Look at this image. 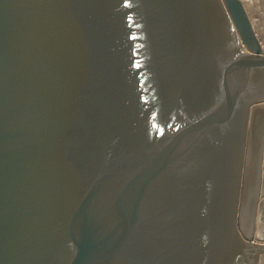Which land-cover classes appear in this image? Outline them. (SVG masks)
I'll return each mask as SVG.
<instances>
[{"label":"water","instance_id":"1","mask_svg":"<svg viewBox=\"0 0 264 264\" xmlns=\"http://www.w3.org/2000/svg\"><path fill=\"white\" fill-rule=\"evenodd\" d=\"M248 1L0 0V264H264Z\"/></svg>","mask_w":264,"mask_h":264},{"label":"crops","instance_id":"2","mask_svg":"<svg viewBox=\"0 0 264 264\" xmlns=\"http://www.w3.org/2000/svg\"><path fill=\"white\" fill-rule=\"evenodd\" d=\"M248 2L252 6V21L257 26L256 30L259 35H264V0H249Z\"/></svg>","mask_w":264,"mask_h":264},{"label":"rangeland","instance_id":"3","mask_svg":"<svg viewBox=\"0 0 264 264\" xmlns=\"http://www.w3.org/2000/svg\"><path fill=\"white\" fill-rule=\"evenodd\" d=\"M263 224H264V221H261L260 226L263 227V226H264ZM262 225H263V226H262ZM263 228H264V227H263ZM260 237L264 238V234H262V236H260Z\"/></svg>","mask_w":264,"mask_h":264}]
</instances>
